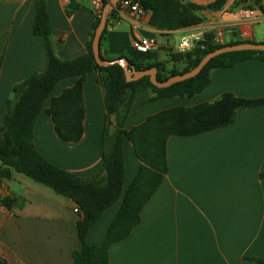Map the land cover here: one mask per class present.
Instances as JSON below:
<instances>
[{"label":"crops","instance_id":"0c3cea01","mask_svg":"<svg viewBox=\"0 0 264 264\" xmlns=\"http://www.w3.org/2000/svg\"><path fill=\"white\" fill-rule=\"evenodd\" d=\"M44 1L54 55L63 61L84 55L97 15L91 0H76L78 8L70 14L68 0ZM246 6L250 9H243ZM201 14L204 21L197 26L211 32L217 44L264 43V0H224L220 9ZM34 16L35 0H0V127L12 87L47 69L44 39L32 32ZM149 18L147 12L140 18L118 8L116 19L100 39V57L108 61L126 58L140 65L162 62L171 69L174 63L169 54L178 52L179 43L171 47L170 38L179 35L180 41L191 28L160 31L149 25ZM136 37L151 39L154 47L147 54L136 52L131 45ZM98 76L89 72L82 84L83 134L78 142L62 141L43 110L32 128L36 151L48 163L84 180L100 173L104 129L110 134L116 127L113 117L106 124ZM209 78L208 86L190 98L152 99L151 91L140 92L130 103L122 128L129 131L165 109L212 103L224 93L248 100L264 98V60L214 68ZM75 81L74 77L58 81L43 108ZM165 152L166 174L142 207L139 223L125 239L108 247L109 262L250 264L246 257L264 259V105L240 107L231 124L212 131L169 136ZM122 155L124 192L140 162L126 139ZM5 172L0 177V202L7 198L11 204L6 208L0 203V259L6 264H73L72 254L79 247L75 224L81 218L73 210L76 205L21 173ZM121 199L102 212L86 236L88 245L103 242Z\"/></svg>","mask_w":264,"mask_h":264},{"label":"trees","instance_id":"16d2710c","mask_svg":"<svg viewBox=\"0 0 264 264\" xmlns=\"http://www.w3.org/2000/svg\"><path fill=\"white\" fill-rule=\"evenodd\" d=\"M68 1L67 13L70 14L78 8V4L76 0ZM132 1L150 14L148 23L152 28L167 32L197 26L204 21L201 14L203 10H218L224 4V0H215L206 7L182 3L181 0ZM107 2L108 0H102V10ZM237 5L238 3L233 8ZM118 8L119 3L109 12L101 38L106 33L110 21L116 19ZM243 8L250 9V6ZM100 19L101 15L94 16L85 54L74 60L63 61L54 55L49 40L51 28L45 1L35 0L32 32L44 39L48 54L47 69L43 73L28 76L12 87L11 98L6 102L4 124L0 127V177H5L7 169L21 173L70 199L81 214V218L75 224L79 247L72 254L73 264H111L108 260V247L125 239L139 223L142 207L158 188L167 172L165 145L169 136L187 137L212 131L231 124L235 120V112L238 108L264 105V98L248 100L235 97L231 93H224L212 103L162 110L147 117L138 126L125 131L122 125L130 102L140 92L151 91L154 94L152 99L190 98L208 86L212 69L233 67L251 59L264 60V53L241 51L219 55L208 62L197 76L164 89L151 85L148 77L127 83L120 66L101 67L93 59L91 40ZM245 42L254 43L236 40L217 44L213 34L207 31L189 51L169 54L170 61L174 63L169 70L162 62L146 65L130 63L136 71L156 68V79L165 81L171 76L190 71L209 52L223 46ZM177 65H181L182 68L177 69ZM92 71L98 73V81L103 89L106 124L108 118L113 117L116 127L110 134L107 127L104 129L100 173L84 180L48 163L32 143V128L38 114L43 110L51 118L54 130L62 141L78 142L83 134L82 84L86 74ZM69 77L76 78L72 88L51 99L49 107L44 109V102L49 98L55 84ZM125 95L129 97V103L123 106ZM124 139L131 143L140 166L136 176L123 192ZM119 198H122L119 210L107 230L105 239L98 246L88 245L86 243L88 232L102 212ZM0 203L9 208L11 200L6 198ZM245 260L250 264H264L262 258L246 257ZM0 264L6 263L0 259Z\"/></svg>","mask_w":264,"mask_h":264},{"label":"water","instance_id":"95a60500","mask_svg":"<svg viewBox=\"0 0 264 264\" xmlns=\"http://www.w3.org/2000/svg\"><path fill=\"white\" fill-rule=\"evenodd\" d=\"M118 1L119 0H108L106 6L103 8L100 22L95 28L93 37L91 40V51H92L93 59L98 66H101V67H108L111 65L120 66L123 70L125 81L127 83L135 82L141 78L148 77L151 85H153L154 87L158 89H164V88L170 87L171 85L175 83H179V82H182V81H185V80H188V79H191L197 76L202 71V69L208 64V62H210L213 58L219 55L226 54V53H232V52H241V51H252V52L264 53V43L245 42L241 44L223 46L212 52L207 53L199 61V63L190 71L171 76L165 81H158L156 79L157 69L154 67L150 69H146V70L136 71L134 70L132 64L126 58H120V59L113 60V61H108V60H104L100 58L99 43H100L103 29L106 24V18L109 12L116 7ZM73 205H75L74 202H73Z\"/></svg>","mask_w":264,"mask_h":264},{"label":"built area","instance_id":"2783aa9c","mask_svg":"<svg viewBox=\"0 0 264 264\" xmlns=\"http://www.w3.org/2000/svg\"><path fill=\"white\" fill-rule=\"evenodd\" d=\"M119 8L127 9L130 13L138 14L140 18L144 17V12L139 8L138 4L133 2L132 0H119ZM91 4L96 10L97 15L102 14V0H91ZM207 32L204 28L195 26L191 27L188 32H186L183 37L180 39L179 44L177 46V51L184 53L189 51L195 43L200 41ZM132 48L141 54L148 53L152 47H154V41L144 37H136L131 41ZM74 212L79 213L76 208L73 209Z\"/></svg>","mask_w":264,"mask_h":264},{"label":"rangeland","instance_id":"374dc122","mask_svg":"<svg viewBox=\"0 0 264 264\" xmlns=\"http://www.w3.org/2000/svg\"><path fill=\"white\" fill-rule=\"evenodd\" d=\"M181 1H182V3H193V4L199 5L201 7H206L210 3H213L214 2L213 1V2H210V3H200V4H198L196 2H193L192 0H190V2H188V1L185 2L184 0H181ZM243 9H245V8H243ZM204 11H208V9H205L202 12H204ZM179 37H180L179 35H172L171 36V38H170V46L171 47H176L177 46V44L179 43ZM177 69H181L179 65L177 66ZM128 103H129V97L127 95L123 96V102H122L123 106H125V104H128Z\"/></svg>","mask_w":264,"mask_h":264}]
</instances>
